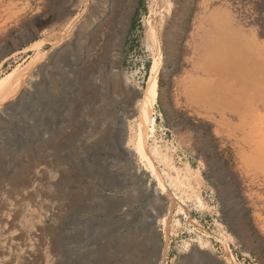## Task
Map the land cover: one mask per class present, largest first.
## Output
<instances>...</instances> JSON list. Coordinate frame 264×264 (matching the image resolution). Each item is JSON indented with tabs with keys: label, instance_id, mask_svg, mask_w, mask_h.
Segmentation results:
<instances>
[{
	"label": "rangeland",
	"instance_id": "1",
	"mask_svg": "<svg viewBox=\"0 0 264 264\" xmlns=\"http://www.w3.org/2000/svg\"><path fill=\"white\" fill-rule=\"evenodd\" d=\"M95 1L0 0V81L46 57L0 111V264H264V0H172L163 26V0H131L108 42L114 83L68 63ZM210 28L228 33L216 51ZM158 63L149 165L136 104ZM152 168L187 209L168 239Z\"/></svg>",
	"mask_w": 264,
	"mask_h": 264
},
{
	"label": "bare ground",
	"instance_id": "2",
	"mask_svg": "<svg viewBox=\"0 0 264 264\" xmlns=\"http://www.w3.org/2000/svg\"><path fill=\"white\" fill-rule=\"evenodd\" d=\"M102 5V4H101ZM163 7H165V11H164V14L162 15V18L160 19L161 20V24L163 26V22H165V19H168L171 14H172V11L174 9V2L172 0H163V4H161ZM119 6V5H118ZM128 6V5H127ZM161 6V7H162ZM117 7V6H116ZM124 8V6H122ZM121 7V8H122ZM129 7V6H128ZM162 7V8H163ZM100 8V6H99ZM120 11V10H119ZM118 15V14H117ZM119 19V17H118ZM210 19H213V18H210ZM211 21V20H210ZM120 23V22H119ZM212 23V22H211ZM214 24V23H213ZM221 25V22L219 23ZM212 25V24H211ZM120 26V25H119ZM213 26V25H212ZM240 26V25H239ZM122 27V26H121ZM219 27V26H218ZM162 28V27H161ZM160 28V29H161ZM213 28V27H212ZM83 29V28H82ZM119 29V28H118ZM211 29V28H210ZM215 29V28H214ZM154 30V29H153ZM156 30V29H155ZM157 31V30H156ZM207 31L205 34H204V38H205V44L207 45L208 48H211L212 50H215L216 49H219L217 48L220 44H222V39L226 36V34L228 33H225L226 31H212L211 30H205ZM151 33V32H150ZM202 33V32H201ZM154 34V33H153ZM153 34L151 36H153ZM155 35V34H154ZM201 35V34H200ZM229 35H230V32H229ZM156 36V35H155ZM243 38H247L246 41H251L250 42V46L248 45V49H251L249 47L251 46H256V42L251 40L247 35H242ZM157 37V36H156ZM158 38V37H157ZM153 39H154V36H153ZM156 40V38L154 39ZM158 42V41H157ZM237 42V41H236ZM245 42V41H244ZM242 43V42H240ZM233 44V43H232ZM236 44H233L232 47H236L234 46ZM246 45V44H245ZM247 45L245 46V50H247ZM237 47H242V46H237ZM236 47V49H237ZM244 47V46H243ZM203 48V46H202ZM255 48V47H254ZM244 49V48H243ZM209 50V49H207ZM206 50V51H207ZM231 50H234V49H231ZM217 51H220V50H217ZM205 53V52H204ZM238 53V51L236 52ZM203 55V54H202ZM237 55V54H236ZM108 56V55H107ZM105 57V56H104ZM45 55L44 54H40L35 60L33 59V61L31 62V64L23 69H21L20 71H12L11 73H9L7 76H5L1 81H0V111L2 112L4 109L7 108V106L9 105V103H12L13 101L17 100L18 97H20V94L22 92V90L25 88L27 82L29 81V78L31 77L33 71L35 69H37L39 67V65H41V63L43 62L44 60ZM241 58V57H240ZM111 59V58H110ZM239 58H235L233 60L230 61L229 63V66L231 67H238L240 66V68H244V67H248L251 63V60L253 58H246V61L243 59L242 60H237ZM104 60V59H103ZM241 61V62H240ZM255 61V60H254ZM97 62V61H96ZM110 62V60H109ZM160 63L158 64H155L153 70H152V75L151 77L149 78L148 82H147V87L143 90V97L138 99L137 101V109H138V114H139V117H138V129H137V138L135 139L137 141V144H138V151L140 153V155L143 157V159L149 164V165H152V159L150 157V154H152L153 156H156V155H160V151L155 147V148H149L148 145H147V141L149 139V132L151 131L152 133H154L155 131V118H154V109H155V105L158 101V98H159V94H158V88H159V83H158V72H159V69H160ZM238 65V66H237ZM102 67V66H101ZM116 68V67H115ZM239 68V67H238ZM244 68V69H246ZM108 70V69H107ZM113 71V70H112ZM97 72V71H96ZM222 72V71H221ZM104 78L105 80H109L111 82L114 83V79L116 78L115 74L114 75H111L110 74V69L109 71L106 73V74H102V72H99ZM115 73V72H113ZM224 73V72H222ZM212 74V73H211ZM100 76V77H102ZM118 76V75H117ZM216 77V76H215ZM103 81V80H102ZM220 81V80H219ZM118 82V80H117ZM218 81L216 80V83ZM104 83V82H103ZM106 83V81H105ZM220 83H222L220 81ZM118 84V83H117ZM218 84V83H217ZM109 85V84H108ZM209 85H211V83H209ZM110 86H113L112 83ZM212 86V85H211ZM210 86V87H211ZM117 87V86H116ZM219 87V86H218ZM217 87V88H218ZM212 89L214 88L213 86L211 87ZM216 88V86H215ZM115 89V88H114ZM118 88H116L117 90ZM119 92V90H118ZM227 96V95H226ZM225 95L222 93L221 95H219L218 99H217V102L214 103L215 106L219 107L220 104H223L224 102H226L224 99ZM228 98V97H227ZM238 115V114H237ZM244 116L241 114V119H243ZM153 135V134H152ZM125 150L132 155L133 153V149L130 147L129 143L125 146ZM137 152V151H136ZM163 156V155H162ZM161 157V156H160ZM164 157V156H163ZM162 157V158H163ZM140 158V157H139ZM166 158V157H165ZM163 160V159H162ZM166 162H168L166 159H164ZM147 164V166H148ZM149 167V166H148ZM187 168V167H186ZM188 172H191L193 175V171L191 170V168L188 167ZM152 175H154V177L156 179H158L159 181V185L162 186V183H161V178L159 177L158 173H156L155 169L152 168ZM196 173V171H195ZM198 175L197 178L199 180H201V176L199 173H197ZM190 177V176H189ZM203 181V180H202ZM196 182V181H195ZM199 182V181H198ZM196 182V183H198ZM261 187V186H260ZM162 192L160 194V196L162 197H166L168 199V202H167V212L166 214L161 218L160 222L161 223V226L163 227V230L166 234V237L165 239H168V235L173 232L174 230V226H177V225H180V221L175 219L174 220V224L175 225H171L172 223V219H173V216H172V212H173V209L175 208V204L178 205V212L179 214L180 213H184L185 211H187L186 209V205L185 203L181 200V197H178L177 194L175 193H170L169 190H167L164 185L162 186ZM161 200V198H160ZM199 204L203 205V202L200 198H197L196 199ZM204 207V205L202 206ZM14 214V213H13ZM16 214V213H15ZM18 215V214H17ZM14 218V217H13ZM12 220V219H11ZM15 225V224H14ZM30 231V230H29ZM30 233V232H29ZM1 234V233H0ZM4 237V236H3ZM15 239V238H14ZM189 244V243H188ZM208 245V244H207ZM168 246V242L166 240V244L164 245L165 247V250H164V253L166 251V248ZM189 246V245H188ZM164 249V248H163ZM191 250V249H190ZM199 251H205L206 248L204 245H200V247L198 248ZM31 251V250H30ZM187 251V250H186ZM187 256H185L186 258ZM1 261V260H0ZM25 264V263H24Z\"/></svg>",
	"mask_w": 264,
	"mask_h": 264
},
{
	"label": "flooded vegetation",
	"instance_id": "3",
	"mask_svg": "<svg viewBox=\"0 0 264 264\" xmlns=\"http://www.w3.org/2000/svg\"><path fill=\"white\" fill-rule=\"evenodd\" d=\"M97 1L86 11L85 19L89 23L92 22L86 32L82 33L80 30H77L67 40L69 67L72 71L80 72L81 74L87 73L88 70L91 73L102 72V74H106L109 69L110 73L112 72L111 65L113 64V60L110 59L108 54V42L110 38L116 39L120 30L119 25L123 19H118L117 14L123 10L122 6L125 8L130 3L132 4L131 0H104L110 9L105 15L100 17L97 16ZM99 6L104 7L101 4ZM114 6L116 11L113 9ZM85 25L87 26V23Z\"/></svg>",
	"mask_w": 264,
	"mask_h": 264
},
{
	"label": "water",
	"instance_id": "4",
	"mask_svg": "<svg viewBox=\"0 0 264 264\" xmlns=\"http://www.w3.org/2000/svg\"><path fill=\"white\" fill-rule=\"evenodd\" d=\"M183 259L186 261L187 260V258H185V257H183Z\"/></svg>",
	"mask_w": 264,
	"mask_h": 264
}]
</instances>
